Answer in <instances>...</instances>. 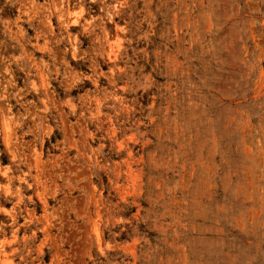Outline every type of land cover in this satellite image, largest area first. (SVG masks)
I'll list each match as a JSON object with an SVG mask.
<instances>
[{
	"label": "rangeland",
	"instance_id": "obj_1",
	"mask_svg": "<svg viewBox=\"0 0 264 264\" xmlns=\"http://www.w3.org/2000/svg\"><path fill=\"white\" fill-rule=\"evenodd\" d=\"M0 264H264V0H0Z\"/></svg>",
	"mask_w": 264,
	"mask_h": 264
}]
</instances>
